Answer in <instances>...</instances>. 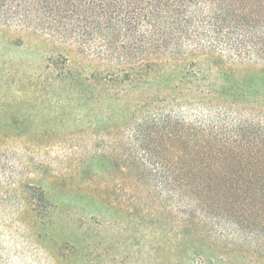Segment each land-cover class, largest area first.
<instances>
[{"label":"rangeland","instance_id":"obj_1","mask_svg":"<svg viewBox=\"0 0 264 264\" xmlns=\"http://www.w3.org/2000/svg\"><path fill=\"white\" fill-rule=\"evenodd\" d=\"M103 58L0 23V264H264V232L192 229L134 158L130 67Z\"/></svg>","mask_w":264,"mask_h":264},{"label":"trees","instance_id":"obj_2","mask_svg":"<svg viewBox=\"0 0 264 264\" xmlns=\"http://www.w3.org/2000/svg\"><path fill=\"white\" fill-rule=\"evenodd\" d=\"M0 23L127 64L130 151L188 225L264 232V0H0Z\"/></svg>","mask_w":264,"mask_h":264}]
</instances>
